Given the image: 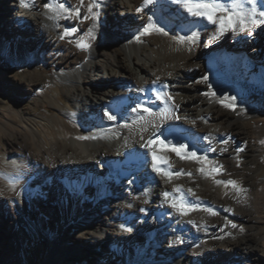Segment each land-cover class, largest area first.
Listing matches in <instances>:
<instances>
[{
  "label": "bare ground",
  "instance_id": "bare-ground-1",
  "mask_svg": "<svg viewBox=\"0 0 264 264\" xmlns=\"http://www.w3.org/2000/svg\"><path fill=\"white\" fill-rule=\"evenodd\" d=\"M28 2L31 6L24 8L19 0H0V56L4 60L0 78H12L25 90H32L44 77L36 73L22 79L14 73L11 63H32L35 69L41 68L42 51L56 46L62 54L52 83L62 87L71 102L68 109L74 108L76 118L90 126L78 136L58 134L56 144H51L45 152V162H40L24 183H18L22 187L14 185L17 198L11 202L0 198V227L5 234V245L21 230L18 216L34 210L39 228L47 221L50 222L47 230L56 232L52 242L45 236V245L50 247L48 260L43 264L59 261L60 254L76 251L79 246L84 247L80 254H87L89 249L106 254L109 260L104 264H210L207 259L213 260V264H239L237 260L242 264H264V242L253 241L251 236L235 230L228 232L231 227H225L230 217L246 225L254 224L256 221L249 217L247 208L239 206L232 211L230 201L219 197L208 184V176L197 171L201 165L180 160L174 153H167L173 170H191L193 176L181 175L166 183L152 170L150 152L142 146L138 132L123 127L135 118L131 109L137 104L146 103L154 110L164 107L155 99V92L166 83L179 104L175 114L180 119L165 121L159 134L168 141L186 144L190 150L206 154L210 161L222 164L223 170L236 172L235 141L251 132L248 126L251 118H256L254 124L259 122L258 110L250 107L261 99V86L248 70H256L254 63L264 64V25L258 26L251 36L228 32L213 40L210 37L215 28L201 20L192 25L200 35L191 51L158 34L142 37L143 42L137 43L134 36L150 19L167 30L170 13L188 23L192 18L172 3L164 9L157 4L149 5L144 12L137 13L135 9L141 0H102L100 3L113 28L108 29L102 44L80 52L73 43L58 37L59 26L67 21L49 18L51 13L44 7L49 0ZM67 4L76 6L78 0H67ZM72 23L80 30L93 24L78 20ZM101 25L96 20L93 31ZM45 58L52 62L49 56ZM204 75L209 77L208 83L218 97L225 94L236 97L235 112L217 103L215 98L202 95L209 90L208 86L196 81ZM157 77L159 82L153 84ZM15 112L31 145L39 147L47 133L56 134L52 120L21 114L17 109ZM105 112L117 119L108 120ZM60 120L56 115L55 121ZM119 121L123 123L117 126ZM144 135L147 139V134ZM79 136L97 138L80 140ZM224 140L228 141L226 145L222 143ZM209 146L217 151L208 150ZM246 151L248 162L257 165L253 169L260 170L258 146L249 145ZM108 161L117 163L110 165ZM119 174L122 178L119 185L107 181ZM12 180L19 182V178ZM175 185H182L185 190L192 188L200 199L189 195L187 200L201 208L211 207L217 215L202 210L188 216L178 214L163 202L161 195ZM216 185L218 189L225 187ZM55 219L56 230L51 224ZM81 226L93 235L94 244L85 239L79 245L67 234L68 228ZM177 237L181 243L174 242ZM12 245L15 246L11 243L8 249ZM156 249L159 252L152 254ZM219 254L223 258L217 257Z\"/></svg>",
  "mask_w": 264,
  "mask_h": 264
},
{
  "label": "rangeland",
  "instance_id": "rangeland-1",
  "mask_svg": "<svg viewBox=\"0 0 264 264\" xmlns=\"http://www.w3.org/2000/svg\"><path fill=\"white\" fill-rule=\"evenodd\" d=\"M156 4L160 9H164L166 5H169V0H158ZM97 11L99 13L97 20L102 25L96 32L93 31L92 37H86L91 47L99 46L101 42H104L107 37L108 29L113 28L109 25L105 8L101 6ZM74 20L75 19L66 20V23L59 26L61 32L58 37H60L64 28L76 27L72 23ZM181 25L189 26L191 31H196L188 22H184L179 19L177 15L170 13L167 24L168 29L166 30L169 32V36H166L165 39L167 41H172V35L184 34L179 31ZM88 28L85 30L79 29L74 36L64 40H72L75 46V40L80 36H85ZM173 44L175 43L173 42ZM181 47L186 48V46ZM78 50L80 52H85L80 49ZM61 54L62 51L54 45L50 46L45 51L43 50L42 54H40V56H42L43 66L38 69H35L32 63H27L25 65L11 63L14 73L22 79L26 80L29 76H33L36 73L44 77V80H38V85L33 86L30 91L14 83L12 78H0V198L7 199L9 202H11V199L17 198V189L14 186L10 187L9 181L15 186L19 185L22 187L18 183H24L26 176L32 170H35L38 165L45 162V152L51 144H56L58 134L64 135L68 133L78 136L83 134L84 131H87V127L90 126L88 122L84 124L83 121L76 118L74 115V108L68 109V106H71L70 100L64 95L60 85H54L52 83V77L56 72V63ZM45 56L52 58V62L49 63ZM3 63L4 60L0 56V70ZM253 66L256 70H248V74L253 75L252 77L261 86V99L258 103L251 105L250 109L258 110L257 117L259 122L254 124L256 118H251L250 124L248 125L251 127V132L247 135H242L241 138L235 141L233 162L237 169L236 172L231 173L227 170H223L220 175L213 174L215 175V179L227 180L231 178L236 180L238 184L247 189V192L246 194L237 196L231 186L218 189L212 176H208V184L213 186V190L216 194H219H217L219 197L223 200L230 201L229 206L232 211L239 208V206H243L247 208L249 217H252V219L256 221L254 224L251 222V224L246 225L230 217L226 221L231 223L225 225V227H231H229L230 229H228V232L235 230L239 234L251 236V240L253 241L264 242V145L260 143L261 140H264V64L254 63ZM16 109L21 114L52 120L56 134L51 132L47 133L48 136L47 138L45 137L44 143L40 144L41 147L31 145L30 137L25 135L21 129L22 124L18 120V116L15 112ZM56 115L61 119L59 122L55 121ZM120 123L123 122L119 121L117 126ZM62 131L65 132L63 133ZM254 144L259 148L258 159L261 163L260 170H254L253 168H256L257 165L255 163H249L248 157H246V154H248V151H246L247 147ZM238 148H243L244 151L237 154L236 150ZM34 159H36V162H34ZM238 163L239 166H237ZM220 177H222V179H220ZM8 178H10V180H8ZM18 178L19 182L12 180ZM237 200H239V203ZM33 213L34 210L31 212L28 211L27 214L21 213V215L18 216L21 220L19 223V228L21 230L17 232V236L14 235L16 232L13 233L14 236L12 241H9V243L7 242L8 245H5V242H3L5 234L0 227V264H43L48 260L50 245H45V236H47L49 242H52V239L56 237V232H54V229L53 232L47 230L50 224V222L47 221H43L44 225L40 229L38 222L34 220ZM57 221L58 220L55 219L53 223H51L55 230L58 226ZM232 223L236 224L238 227L233 228L231 226ZM87 226H89V224ZM241 227L244 231L240 230ZM67 234L79 245L80 243L82 244L85 239L91 241L93 244L95 243L93 235L88 232L84 226H81V228H68ZM51 235H53L52 238ZM80 235L82 238L78 239L77 237H80ZM11 243H14L15 246L12 245V248L8 249ZM83 248V246H79L75 249L78 251L77 253H74L76 251H73V249L68 253L65 252L63 255L60 254V260L52 264H104L109 260L106 254H98L91 249L87 250V254L85 252L80 254ZM158 252L159 249H156L152 254ZM223 256L224 255L221 254L217 255V257L221 258H223ZM198 258L199 257L196 258L197 262L199 261ZM207 261H209L210 264L215 263L211 259H207ZM237 261H239V264H242V261ZM49 262L51 263V261Z\"/></svg>",
  "mask_w": 264,
  "mask_h": 264
},
{
  "label": "snow or ice",
  "instance_id": "snow-or-ice-1",
  "mask_svg": "<svg viewBox=\"0 0 264 264\" xmlns=\"http://www.w3.org/2000/svg\"><path fill=\"white\" fill-rule=\"evenodd\" d=\"M19 3L24 8H29L31 6L28 0H19ZM156 3L157 0H141L140 6L137 7L135 11L137 13L144 12L149 5H154ZM169 3L175 4L183 13H186L188 17L192 18V20L189 21V25L194 26L201 20L211 24L215 28L214 33L210 37V39L213 40L219 39L228 32L251 36L258 26L264 25V0H169ZM101 6L100 0H78L76 6L67 4V0H49V2L44 5L48 12L51 13L49 16L50 19H75L80 23L84 21L93 22L92 27L88 28L85 36H80L75 40V46L82 51H87L91 47L86 37L93 36L95 21L99 16L97 10L101 8ZM82 10H84L83 15ZM78 31V27H66L59 38L64 40L74 36ZM179 31L184 34L172 35L171 40L176 45L186 46L188 50L191 51L192 48L197 45L200 35L199 32L191 31V28L186 25H181ZM153 34L169 36V32L166 31L164 27H161L158 23L150 19V22L143 26L142 30H139L134 36V40L137 43H142V37L151 36ZM72 42V40H69V43ZM129 42L131 43L132 41ZM169 75H171V73H169ZM159 80L160 78L157 77L152 83L156 84ZM208 80L209 77L204 75L199 81H196V83H204L208 86L209 90L202 93V95L206 98H215L217 103L235 112L238 107L236 104V97L226 94L218 97L216 91L212 89V85L208 83ZM168 87L169 85L165 83L162 85L161 90L155 92V99L160 101L164 107L159 110H154L146 103L137 104L131 109V112L136 114L135 118L132 119L130 123L123 124L124 128L138 132L140 139L143 141L142 146L150 152L152 170L158 176L163 177L166 183H171L174 177H180L181 175L192 177L193 172L191 170H173L174 166L167 153H174L180 160H192L200 164L201 166L197 171L201 175L212 176L216 184H222L226 188L231 186L237 196L246 194L247 189L243 188L234 179H215V175H220L223 172L222 164L210 161L206 154H199L194 149L190 150L189 146L186 144L173 143L159 134L165 121L169 119H180V117L175 114L176 110L179 108V104L176 103L171 92L167 90ZM139 90L143 91V89ZM104 115L108 120L114 121L117 119V117L110 112H105ZM200 119L203 118L201 117ZM144 134H147V139H145ZM96 138V136L77 137V139L80 140ZM204 139L207 140L209 137H204ZM222 143L226 145L228 141L224 140ZM260 143L264 145V140H261ZM208 150L212 152L217 151V149L211 148V146H209ZM226 150L227 149H221V151ZM236 151L238 154L244 151V149L238 148ZM206 165H208V167H206ZM237 166H239V163ZM9 184L10 187L14 186L11 181H9ZM161 195L164 197L163 202L168 204L181 216H188L189 213L197 210L205 211L213 216L217 215L213 208H201L199 205L192 204L187 200V196L189 195L197 200L200 199V197L195 195L192 188L185 190L182 185H175L171 191L166 190L162 192ZM237 202L239 203V200H237ZM145 203H147V201H145ZM141 211H144V209H141ZM189 223L195 222L189 221ZM231 226L233 228L238 227L234 223H232ZM123 230L130 231L131 229L125 228ZM240 230L244 231L242 227ZM174 242L181 243L182 240L180 237H177Z\"/></svg>",
  "mask_w": 264,
  "mask_h": 264
}]
</instances>
